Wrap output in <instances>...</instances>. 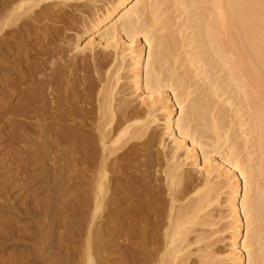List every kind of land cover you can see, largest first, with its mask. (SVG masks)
<instances>
[{
  "label": "bare ground",
  "instance_id": "bare-ground-1",
  "mask_svg": "<svg viewBox=\"0 0 264 264\" xmlns=\"http://www.w3.org/2000/svg\"><path fill=\"white\" fill-rule=\"evenodd\" d=\"M71 1L86 5L66 15ZM165 1L0 0V36L9 37L0 38V77L14 74L4 67L12 57L29 64L26 34L47 47L27 43L44 58L20 72L31 86L18 95L45 144L66 147L65 159L75 151L89 264L108 222L113 236L142 237V264H264V0ZM58 23L74 31L72 46L58 40L75 57L54 45ZM221 178L231 229L223 256L209 213Z\"/></svg>",
  "mask_w": 264,
  "mask_h": 264
},
{
  "label": "rangeland",
  "instance_id": "rangeland-1",
  "mask_svg": "<svg viewBox=\"0 0 264 264\" xmlns=\"http://www.w3.org/2000/svg\"><path fill=\"white\" fill-rule=\"evenodd\" d=\"M105 1H110V0H105ZM167 1L169 3V0H166L162 6L163 8ZM81 3H83V1H78V2L71 1L69 3L68 2L65 3V5L66 4L67 6L69 5L68 8L65 5H60L58 7L60 9L61 7L63 8L65 6L66 8L62 9L64 10V13L68 15V13L70 12L69 15H71L72 10L68 11V9L70 7H72L73 9L74 4H76L74 5V8H76V6L79 7V4ZM84 3H86V1ZM58 7H55V9ZM80 8L81 7H79L78 10H80ZM60 25L63 26V29H61ZM55 26H58L63 31L66 30V29L64 30L65 26L62 24L55 25ZM43 32L44 31H42V33ZM62 32H59L60 34L58 33V35L56 36L57 41L54 42L56 43L54 45H56V47L58 45L60 47L62 46L61 48L63 49L66 48L64 49V51L66 52V55L69 56L70 54L69 57L71 56L75 57L76 52L74 51L71 52L70 50L72 49V47H69V46H72V44L70 45V43L72 42L70 43L66 42V41H69L68 36H69V39L70 37L72 39V36L74 35V31L73 32L65 31L66 33L68 32L67 34L69 35L65 34L64 32L62 33ZM61 33L65 34V36L67 37L64 36L63 38ZM26 35L29 36L27 39L25 38V41H27L25 42L26 48L28 47L26 52L29 55H31V58H29L28 61L31 62L35 59L33 63L34 62L35 64L40 63V60H42L44 57L43 55H41L42 59L40 58V56L38 58V56L36 55H39V54H36V55L34 54L33 47L36 48V46L37 47L40 46L42 50H43V47H41V45H37V43L35 45V42L31 40L33 36L30 38L32 34H26ZM1 37L3 38L4 36H0V38ZM5 37L4 39L1 38V40L5 41V39H9L8 36H5ZM84 38L81 39L80 41L81 43L79 42L81 46H83V44L87 40L86 38H85L86 40ZM58 39L62 41L61 43L65 41L64 42L65 45H69V46L64 47L63 44L62 45L59 44L60 42ZM13 40L15 41L16 39L12 38L11 41H9L10 43L8 45L13 46L14 43L11 44L12 42H14ZM29 40L32 41L31 45L34 44L35 46L32 47L31 45H28L27 43L29 42ZM66 43H69V44H66ZM32 49L33 51H29ZM44 49H45L43 50L44 52L47 51L46 50L47 47H45ZM8 51L10 50L7 49L6 52L8 53ZM21 51H23L22 54L25 53L24 48L21 47L20 51H18L17 54L21 55ZM145 51L147 52V49ZM28 54H26V56ZM32 55L34 56V58ZM79 56H81V54L80 55L79 53L76 54V57H79ZM9 57L11 56L9 55ZM16 59L17 58L12 57L10 59L11 63H8L7 61H6L7 63L4 62V67L10 68V70L13 69L12 70V73H14L13 75L19 76V77H14V79L16 78L17 81L12 79L13 78L12 74H11L12 76L10 75L11 78L6 77L11 72H9L7 75L6 73L5 75L2 74L1 76L3 78L0 77V84H1L0 85V92H1L0 93V264H89L85 256L86 248H83L86 245V243H84L86 242V237H85L86 235L84 234L86 232L84 231L87 229L88 223L86 222L87 219H84L85 220L84 222L83 218L85 217L83 218L81 217L83 216L82 212H81L82 215L79 214L80 212H77L79 209L77 208L78 207L77 206L78 204L77 194L78 193L76 192L78 180L76 177L77 176L76 167L74 166L75 165L74 160L76 158L75 157L76 154H74L75 151L71 152V154L68 157H66L67 159L66 160L64 155H61V153H59V151L60 152H62V150L64 151L66 147L64 146L62 147V145L56 144V148H55L54 145L49 146L48 143L45 144L44 132L46 131V129L43 127L39 128V126L43 125V123L39 121L41 123L39 124V122H37L38 120L34 119L35 116L33 115H36V114H31L32 116L29 115L30 113H33L32 111H30V109H28L30 113L28 111L25 112L26 110L23 109L25 108L24 104L19 99L21 98V96H19L21 92L23 94L25 89L29 88V87L26 88L28 82L26 81L23 82L24 74H21L20 72L22 71V73H24L27 69L32 68L33 63L30 64L29 62L30 64L29 65V64H25V62L28 63L27 61L19 62V60L18 59L16 60ZM36 60L39 62H37ZM12 62L15 63L14 66ZM1 63H3V60L1 61ZM22 65H24L25 67H23ZM11 80H12V85L9 86V83L11 84ZM6 81L8 82L6 83ZM194 81H197V80L195 79L191 82L193 83ZM199 82H200V86H203V84L201 85V80ZM199 82L197 81L196 84ZM28 85L31 86L30 84ZM18 93L20 94L18 95ZM238 100L239 99H235V101H238ZM19 101H20V104L22 105L19 104ZM236 103L239 104V101ZM240 104H241L242 111H244L245 110V108H243L244 106L242 107L241 102ZM17 105L18 107H16ZM20 106H22V108ZM42 106L46 107L44 103L42 104ZM43 107L41 108L42 112L44 110ZM18 108H20L21 110L23 109L24 112L23 111H22L23 113L19 112L20 110ZM39 112L42 114L41 110H39ZM26 113L28 116L26 115ZM14 115L16 116L14 117ZM244 116L247 118L246 114ZM248 119H250V117L247 118V120ZM10 121L12 122L14 121L12 123L14 128L12 127V124ZM17 121H19L20 124ZM160 127L161 126H159L158 128L155 127L152 131L155 130L156 132H158L159 130H161ZM235 127L236 126H233L234 129ZM41 129L44 130L43 133L42 131H39ZM42 134H43V137H42ZM46 134H47V131H46ZM253 134L255 135V133ZM253 134L250 136V139L256 137ZM254 140L255 138L252 139L251 141H254ZM252 143L253 142H251V144ZM62 148H65V149H62ZM57 149L58 151H54ZM239 151H242V150H239ZM156 152L158 151L156 150ZM198 153L200 154V152ZM242 155H245V154H240V156ZM242 157L244 158V156ZM253 157H254V160L257 161L258 159L257 155L255 154ZM200 158L201 157L199 156V159ZM211 158L218 160L219 156L213 155ZM188 167L189 166L185 167L187 172L189 171L188 173L192 174L195 172L194 169H192L193 172L192 170L191 171L188 170V169H191ZM67 173H68V176H67ZM221 179L214 180L217 182V183L215 182L216 184L215 183L214 184L215 185L218 184L217 185L218 187L213 184V188L222 192L220 199H219L220 203L215 206L213 205L209 213L211 215L216 214L215 216H213V218L215 217V219L213 220L216 221L215 223H216L217 228H215L216 226H214L213 230L216 231L218 235L214 233L213 238L214 240L217 241V242L215 241V248H217L215 250H217V252L218 250H220L218 253L223 256V254L227 253L229 250L231 229L229 228L230 227L229 211L227 210L228 208L224 201L225 199L228 198L229 189L226 188L227 183L225 182V180L224 179L221 180ZM255 181L257 182L258 180H255ZM139 222L140 224L142 223V221H139ZM83 223L84 224L86 223L85 225L87 226H84ZM108 223L106 224L111 229L112 223L110 222ZM90 226L92 227L91 229L94 228L92 225ZM109 227L107 226L105 227L106 233L104 232L105 235H103L101 239H103L106 235H109V234L110 235L106 236V238H104L102 242H100L101 241L100 238H99L100 241L99 240L97 241V239L95 238L97 242H95V239L93 241L91 240L92 243L90 242V246H89L90 248L89 254L92 253L90 255L91 256L90 264H142V254H141L142 253V242L140 241L142 237L141 238L138 237V239L139 238L140 239L139 240L137 239L138 240L137 241L136 240L137 237L134 238V235H131V233L130 234L127 233L126 235L123 232H120V233L117 232L118 234L116 233L113 236L111 235V233H109L110 229L108 232ZM128 228L129 227H127V229ZM215 236L218 238H216ZM93 242L95 243L93 244ZM95 247H98V249H96L95 251H92L91 248L95 249ZM100 248H103L104 250ZM219 264H232V263L229 260V261L221 262Z\"/></svg>",
  "mask_w": 264,
  "mask_h": 264
}]
</instances>
